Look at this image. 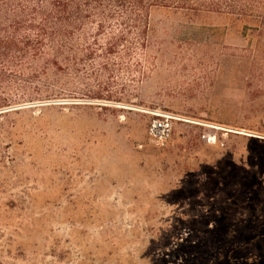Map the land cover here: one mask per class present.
Listing matches in <instances>:
<instances>
[{"label":"rangeland","instance_id":"rangeland-1","mask_svg":"<svg viewBox=\"0 0 264 264\" xmlns=\"http://www.w3.org/2000/svg\"><path fill=\"white\" fill-rule=\"evenodd\" d=\"M239 3L86 17L57 59L42 0H0V264H264V4Z\"/></svg>","mask_w":264,"mask_h":264},{"label":"trees","instance_id":"trees-1","mask_svg":"<svg viewBox=\"0 0 264 264\" xmlns=\"http://www.w3.org/2000/svg\"><path fill=\"white\" fill-rule=\"evenodd\" d=\"M257 1L264 4V0ZM42 2L47 10L42 33L48 41V49L57 59L64 54L62 49H72L70 44L73 37L81 28L84 29L86 17L98 16L101 21L97 24L101 26L100 22H106L118 8L126 14L134 15L132 20L136 23H143V17L153 7L221 11L245 6L239 3L240 0H42Z\"/></svg>","mask_w":264,"mask_h":264},{"label":"built area","instance_id":"built-area-1","mask_svg":"<svg viewBox=\"0 0 264 264\" xmlns=\"http://www.w3.org/2000/svg\"><path fill=\"white\" fill-rule=\"evenodd\" d=\"M157 116L159 117L154 118L151 123L149 133L154 140L158 142H164L170 136L172 123L167 115Z\"/></svg>","mask_w":264,"mask_h":264}]
</instances>
